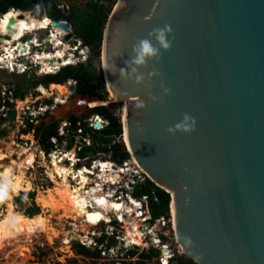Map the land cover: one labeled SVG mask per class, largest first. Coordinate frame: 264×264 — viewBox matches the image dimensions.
<instances>
[{
    "label": "water",
    "instance_id": "water-1",
    "mask_svg": "<svg viewBox=\"0 0 264 264\" xmlns=\"http://www.w3.org/2000/svg\"><path fill=\"white\" fill-rule=\"evenodd\" d=\"M31 5L42 20L53 2ZM94 75L105 102L125 103L124 143L171 196L183 254L264 264V0H122Z\"/></svg>",
    "mask_w": 264,
    "mask_h": 264
},
{
    "label": "built area",
    "instance_id": "built-area-1",
    "mask_svg": "<svg viewBox=\"0 0 264 264\" xmlns=\"http://www.w3.org/2000/svg\"><path fill=\"white\" fill-rule=\"evenodd\" d=\"M80 1L103 8L112 14L122 0ZM65 2L58 6L59 10L64 13L65 9L70 11L71 4L68 5V2L71 3L72 1ZM37 10H40L38 6H32L27 12L16 10H11V12L17 13L18 20L29 15L37 19ZM47 12L45 11L42 18L43 22L45 18L48 19ZM14 20L16 21V19ZM56 23L69 26V31L66 32L55 27ZM9 33L8 36L12 40L13 32ZM67 38L70 39L67 40ZM2 43L5 42L0 40V73H7L18 78L22 77L28 81H31L33 74L38 78L56 76L66 68L86 64L90 58V50L74 33L71 25L64 21L48 20L45 28H38L32 32L25 30V34L19 40L8 46L9 52L2 48ZM43 61L47 63L44 64ZM66 85H69V91L72 87H77L75 81H69ZM16 91L13 88L3 86L0 82V130L6 133L9 114L15 111L16 116L18 114L19 118L22 116L17 112L16 104L18 101L22 102V99L15 95ZM39 91L40 89L37 91L30 89L28 92L33 99ZM72 98L68 96L60 102L56 99L52 104L39 102L27 106L26 112H23L28 119L26 128L43 124L48 115L53 114L59 106L67 105ZM85 102L87 101L79 100L78 106H87ZM88 107L93 109L90 104ZM16 121L15 118L12 124L13 128ZM55 124L58 126L50 138V144L53 147L48 152L46 147L38 141L39 148H41L40 154L48 156L51 164L56 161L60 167L72 169L73 173L69 176L72 184L76 185L77 181L80 183V173H84L89 181L85 186L86 197L90 199L92 208L89 211H96V199L106 200L109 202L108 205H111L110 202H114L117 206H121L120 210L117 211L109 206V216L107 214L109 222L101 220L96 228L90 232H81L79 234L81 239H71L70 244L75 241L78 242V247H84L89 252L88 255L82 256L84 258L87 256L91 258L90 261H97L98 264H137L138 262H135L137 257L140 259L139 262L145 264H154V262L155 264H172V260L177 255L182 254L176 240L175 215L171 210L172 205H170L166 216L154 219L151 201L158 203L157 197L155 195L136 197L138 189L141 190L142 186L151 181L138 167L128 146L124 143V133L117 139V142L126 147L130 159L116 162L113 160L112 153L95 151V136L101 134L105 126L109 124L104 117L93 116L88 123L72 119L71 121L60 120ZM96 125L101 128L96 129ZM35 144L36 139L32 142L31 147L27 146V149H35ZM107 155L109 159H103ZM103 165L109 166V170H107L109 173L106 176H104L101 168ZM75 176L77 179L73 180ZM90 193L92 194L91 198L87 195ZM92 197L94 198L92 199ZM105 206L106 204L102 207ZM131 220L133 221L131 222ZM71 228L75 230L74 224H71ZM144 254L145 257L142 256ZM147 255H150L151 258L148 259Z\"/></svg>",
    "mask_w": 264,
    "mask_h": 264
},
{
    "label": "rangeland",
    "instance_id": "rangeland-1",
    "mask_svg": "<svg viewBox=\"0 0 264 264\" xmlns=\"http://www.w3.org/2000/svg\"><path fill=\"white\" fill-rule=\"evenodd\" d=\"M65 1H74L81 8H84L85 6L89 5L88 3L82 2L80 0H59L60 3H66ZM69 4L71 3L68 2V5ZM46 15L48 19L52 21L48 13H46ZM1 18L2 17L0 15V20H2ZM31 19H33V17H31ZM97 67H98V71L102 73V67L101 66H97ZM11 80L16 81L18 84L19 82L21 83L20 87H22V92H19L21 94L19 96H24L23 98L21 97L20 98L22 99L21 101L27 103L25 108L27 106H31V104H36L39 102L40 103L48 102L49 104H52L53 101H55L57 98L56 97L57 93H55L53 97L48 96L44 98V96L39 91L32 99L30 97L29 92H25L23 89L24 78L14 77L7 73L4 74L0 73V82L2 83V85L16 90V86H12L10 84ZM31 81H32V85H31L32 91L34 90L37 91L38 89H41V87L45 88L47 91H50V87L56 85V84H50L48 88H46L45 86L40 85V83L37 82V80H31ZM3 82L5 83L3 84ZM62 85L65 86L66 84H62ZM58 86L61 87V85ZM99 88H100V84H99ZM79 100L87 101V103L90 104L92 108H97L100 106L99 101H97L96 99L82 98L75 96L68 101L67 105L59 106L58 109L53 114L48 115L47 119L43 122V124L33 125L32 128H28V129L26 128V123L28 119L23 113L26 112L24 108L22 111H20V114L22 116L20 117V120L15 122L13 132L11 133L7 132L6 135L3 136L1 135L3 130H0V154H4L8 158L3 162H0V168L8 165L18 164L24 159V157L22 156L23 158L20 160L19 152L13 153V151H9L8 147L10 145L14 146L15 143V147H16L15 150L17 148H24V147L27 148V146L31 147L32 142L34 141V139H36L35 153L37 154V159H36L37 162L36 164L33 165L34 168H32L31 170H30L31 166H24V168L27 170L26 179L32 183L33 190L29 192H20L19 194H15L13 196V207H14L13 209L15 214L20 213L19 215L29 218L27 216L28 209L36 206L37 208L40 209V215H46L45 212L40 207V205L37 203V198L39 194L45 196L48 192L54 191L55 184L49 177V171H52L51 160L48 156H44L40 154L41 148H39V142H38L40 140L38 136L36 137V135H34L35 129L40 127H47L51 125L57 127L58 125L55 123L60 120L71 121L73 119V120H80L85 123L90 122L93 116H96V113L93 109H90V107L88 106L79 107L78 106ZM101 103H107V107H110L113 104H117V107L112 108V111L118 115V117L121 119L123 124L122 116L124 113L125 103H113V102H101ZM7 139L11 140L10 143L6 141ZM103 159H109L108 155ZM13 174L14 176H17L19 174V170L17 169V167L14 168ZM61 177L62 176L59 175L58 178L61 179ZM67 181L69 187L75 186V184H72V182H70L68 178ZM31 195H35L34 200H32L31 198L29 199V196ZM88 195L89 197H91L92 194H88ZM18 200H24L26 201V204H19ZM8 211L9 208L4 203H2V205L0 206V222L4 219L3 217L7 215ZM96 211L97 213L99 212L97 208ZM60 218L61 215L55 216L51 221V227L49 233L47 235L42 236L40 239L34 240L33 243L31 242V244L29 243V245H25L22 247L20 246L21 248L19 249H17L18 246H14L1 250L0 264H23V261L24 263L26 262V264H98L97 261L96 262L90 261L91 258L87 256L86 258H84V256L78 253V249H79L77 244L78 242L75 241L72 242V244H70L71 239L82 238L79 234L82 232L81 225L83 224V222L80 221L82 223L79 222V224H77L76 221L72 219L67 220ZM105 219L106 216L100 218L99 222ZM71 224H74V228L76 230L71 228ZM25 252H29L27 257H25ZM182 254H180L179 256L189 258L187 255L185 254L182 255ZM30 256H32V259ZM139 261L140 259L137 257L135 262L137 263Z\"/></svg>",
    "mask_w": 264,
    "mask_h": 264
},
{
    "label": "bare ground",
    "instance_id": "bare-ground-1",
    "mask_svg": "<svg viewBox=\"0 0 264 264\" xmlns=\"http://www.w3.org/2000/svg\"><path fill=\"white\" fill-rule=\"evenodd\" d=\"M16 14L17 13L10 12L8 16L2 19V23H0V40L5 42V40L1 38L7 37L10 34L9 32H12L8 30L10 19H16V24H14V27L12 28L13 30H16V33H13L12 40L10 39L11 41L2 43V48L7 50L8 52V46L12 45L14 41L19 40V38H21L25 34V30L32 32L37 30L38 28H45V25L48 24L49 20L45 18L43 22V20H37L34 19V17L33 19H31L32 16L30 15L26 16V18L22 20H18V16ZM43 62L44 64L47 63L45 61ZM68 87L69 85H61V87L54 85L50 87L49 92L45 88L41 87L40 92L44 96V98L48 96L53 97L54 94L58 92L61 96L56 95V99L60 102L62 99H64L65 96H69L70 91ZM59 102L58 104H60ZM17 103V111L18 113H20V111L25 108L27 103L23 101H18ZM99 105V107L93 108V110L100 107H105L107 106V103L99 102ZM16 120H20L19 114L16 116ZM122 120L124 142L128 145L125 134L124 113L122 116ZM10 141H8V143H10ZM15 148L16 147L14 143V146L10 145L8 147V150L13 151V153L19 152L20 160L23 157L24 159L18 164L8 165L0 168V178L2 180V183H0V206L2 205V203H4L9 208L7 215L4 216V219L0 222V251L14 246H18L17 249H19L22 246L29 245V243H33L34 240L40 239L42 236L47 235L50 231L51 221L55 216L61 215L60 219H72L76 221L77 224L82 221V232H90L92 229L96 228L100 218L106 216L105 220L109 222V217H107V214L109 216L110 212L109 206H112L111 208L115 209L116 211L120 210L121 206H117V204H115L114 202H110L111 205H108L109 202H107L106 200H97L95 205L97 206V210L99 212L97 213V211H89V209H92L89 202L90 199L85 196V186L89 183V181L87 180L84 173H80V183L77 181L75 186L69 187L67 178L69 179V176L73 173V170L60 167L56 161H53V164H51L52 171H49V177L55 184V190L52 192H48L45 196L39 194L37 198V203L40 205L46 215H39L30 219L22 215L15 214L13 209V196L15 194H19L20 192H29L33 190L32 183L26 179L27 170L24 168V166H31V170L32 168H34L33 165L37 162L35 149L29 150L24 147L17 148L15 150ZM6 159H8L6 155L0 154V162H3ZM15 167H17V169L19 170V174L17 176H14L13 174ZM101 168L103 169L104 176L108 175L109 172L107 170H109V166L103 165L101 166ZM59 175L62 176L61 179L58 178ZM76 179L77 177L75 176L73 180ZM77 183H79V185H77ZM104 204H106V206L102 207ZM171 208L173 211V215H175L174 204ZM134 228H136V226H134ZM28 254L29 252H25V257H27ZM30 257L32 258V256ZM23 264H26V262L24 263L23 261Z\"/></svg>",
    "mask_w": 264,
    "mask_h": 264
},
{
    "label": "trees",
    "instance_id": "trees-1",
    "mask_svg": "<svg viewBox=\"0 0 264 264\" xmlns=\"http://www.w3.org/2000/svg\"><path fill=\"white\" fill-rule=\"evenodd\" d=\"M51 1L53 2V5L47 12L50 18L55 22H68L74 33L83 42L84 46L90 50V58L86 64L66 68L56 76L45 78L40 85L48 88L50 84L62 85L68 81H75L77 83V97L91 98L96 99L99 102H105L100 94L99 81L94 75V69L96 61L99 60L101 56L105 22L109 19L111 12L91 4L81 8L72 1L71 4L74 5H71L69 13L65 14L58 8L60 5L59 0ZM31 8V0H0L1 16H8L11 10L27 12ZM15 95L21 98L24 97L19 96L21 95L19 91H16ZM115 107H117V104H113L110 107H100L94 110L96 115L104 117L109 123L105 126L101 134L95 136V151L112 153L114 161L123 162L130 159V154L127 152L124 145L117 142V139L123 134V125L118 115L112 111V108ZM55 129L56 127L51 125L36 128L35 130L36 137L38 136L41 144L46 147L48 152H50L53 147V145L50 144V138L53 136ZM1 135L5 136L6 132L2 131ZM143 195H148L150 197L155 195L158 199V203H155L153 200L151 201V209L154 219H158L168 214L172 202L169 194L157 188L152 182H148L141 187V190L138 189L136 193V197H141ZM30 198L34 200L35 195L29 196V199ZM18 202L19 204H26V201L24 200H18ZM39 215L40 209L36 206L29 208L27 211V216L31 219ZM78 253L80 255H88L89 252L86 248L79 247ZM142 256L145 257L146 255L144 254ZM147 258L150 259L151 256L147 255ZM137 264L145 263L138 262ZM172 264H195V262L191 258L177 255L172 260Z\"/></svg>",
    "mask_w": 264,
    "mask_h": 264
},
{
    "label": "flooded vegetation",
    "instance_id": "flooded-vegetation-1",
    "mask_svg": "<svg viewBox=\"0 0 264 264\" xmlns=\"http://www.w3.org/2000/svg\"><path fill=\"white\" fill-rule=\"evenodd\" d=\"M2 17V16H1ZM46 78H48V77H46ZM43 80L45 79V78H42ZM3 81V80H2ZM38 82V81H37ZM43 82V81H42ZM41 82V83H42ZM69 82V81H68ZM67 82V83H68ZM3 83H5V82H3ZM66 83V84H67ZM12 86H16V90L17 91H19V92H22V87H20V82H19V84L16 82V81H13V80H11V83H10ZM31 85H32V81H28L27 79H24V81H23V89H24V91L25 92H28L30 89H31ZM49 92V91H48ZM57 95H59V96H61L58 92H57ZM77 96V95H76ZM96 201H97V199H96ZM108 217V216H107ZM98 223H99V221H98Z\"/></svg>",
    "mask_w": 264,
    "mask_h": 264
},
{
    "label": "clouds",
    "instance_id": "clouds-1",
    "mask_svg": "<svg viewBox=\"0 0 264 264\" xmlns=\"http://www.w3.org/2000/svg\"><path fill=\"white\" fill-rule=\"evenodd\" d=\"M22 12V11H21ZM2 17H6V16H2ZM161 40H163V37H161ZM165 47H167V45L165 44ZM143 51L145 53H151L152 52V48L150 47V45L147 42H144L143 44ZM66 84V83H65Z\"/></svg>",
    "mask_w": 264,
    "mask_h": 264
}]
</instances>
